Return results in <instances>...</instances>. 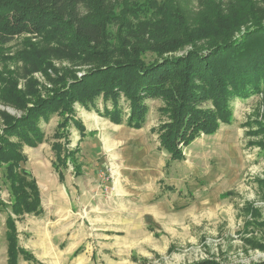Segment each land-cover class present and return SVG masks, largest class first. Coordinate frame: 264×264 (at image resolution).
<instances>
[{
  "label": "rangeland",
  "instance_id": "obj_1",
  "mask_svg": "<svg viewBox=\"0 0 264 264\" xmlns=\"http://www.w3.org/2000/svg\"><path fill=\"white\" fill-rule=\"evenodd\" d=\"M214 1L224 13L252 3L264 12V0ZM108 2L113 47L140 48L148 58L156 57L150 50L153 34L167 29L171 9L179 8L195 22L206 15L205 5L211 7L207 0ZM206 45L207 40L189 44L175 55ZM93 65L44 37L22 35L0 44V143L12 118L70 90ZM72 102L65 97L57 112L41 119V143L22 147L27 159L21 167L36 179L43 212L13 216L20 245L40 264L264 261V87L248 98H235L232 122L196 138L183 147L185 160L171 162L154 130L167 119L162 99H147L150 109L141 129L106 118L102 112L107 105L112 108L111 101L99 98L90 108ZM128 104L122 97L127 115ZM77 123L85 125L86 135ZM55 142L61 144L62 158L68 149L78 151L81 175L70 159L56 166ZM6 166L0 168V198L9 206H0V264H7L5 220L14 201ZM59 171L65 173L63 180ZM20 264L29 262L21 259Z\"/></svg>",
  "mask_w": 264,
  "mask_h": 264
},
{
  "label": "trees",
  "instance_id": "obj_2",
  "mask_svg": "<svg viewBox=\"0 0 264 264\" xmlns=\"http://www.w3.org/2000/svg\"><path fill=\"white\" fill-rule=\"evenodd\" d=\"M207 1L211 7L205 5L206 15L195 22L179 8L171 9L165 18L167 29L153 34L150 50L156 57L148 58L140 48L113 47L108 37V0H0V44L22 35L44 37L94 61L91 70L70 90L39 100L24 115L6 124L7 136L0 143V168L7 164L5 177L14 197L12 212L6 217L7 264H20L21 259L40 264L32 252L20 245L13 216L19 219L24 214L43 212L36 179L21 167L27 159L22 147L24 143L34 147L44 140L40 121L57 112L65 97L80 101L86 108L95 107L99 98L106 104L111 101L112 108L105 106L102 114L115 124L126 123L135 129L146 123L150 109L147 99H162L167 119L154 130L171 162L185 160L183 147L196 138L216 134L222 123L232 122L235 98H248L262 91L264 12L252 3L248 8H230L224 13L220 3ZM204 40L206 46H193L175 55L186 45ZM122 97L129 103L128 115L121 105ZM76 127L86 135L83 123ZM11 136L19 140L13 142ZM60 145L53 144L56 166H65L70 159L75 174L81 175L78 151L68 149L62 158ZM59 175L61 180L65 178L62 171ZM0 206L9 207L1 198ZM192 264L227 263L207 259Z\"/></svg>",
  "mask_w": 264,
  "mask_h": 264
},
{
  "label": "crops",
  "instance_id": "obj_3",
  "mask_svg": "<svg viewBox=\"0 0 264 264\" xmlns=\"http://www.w3.org/2000/svg\"><path fill=\"white\" fill-rule=\"evenodd\" d=\"M30 215V214H29ZM6 221V220H5ZM23 247V246H22ZM24 260V259H23ZM7 261H8V255H7ZM26 261V260H25ZM28 262V261H27ZM30 264V263H29Z\"/></svg>",
  "mask_w": 264,
  "mask_h": 264
}]
</instances>
